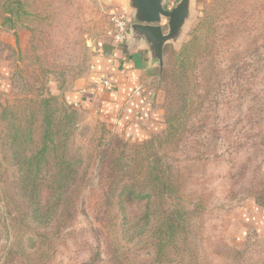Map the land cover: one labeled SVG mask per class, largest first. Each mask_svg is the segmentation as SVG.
I'll list each match as a JSON object with an SVG mask.
<instances>
[{"label":"rangeland","instance_id":"obj_1","mask_svg":"<svg viewBox=\"0 0 264 264\" xmlns=\"http://www.w3.org/2000/svg\"><path fill=\"white\" fill-rule=\"evenodd\" d=\"M119 20L0 0V264H264V0H190L138 132L64 97Z\"/></svg>","mask_w":264,"mask_h":264},{"label":"crops","instance_id":"obj_2","mask_svg":"<svg viewBox=\"0 0 264 264\" xmlns=\"http://www.w3.org/2000/svg\"><path fill=\"white\" fill-rule=\"evenodd\" d=\"M164 0V6L166 2ZM128 11L129 31L122 41L114 40L107 51L93 58L87 76L64 92L70 104L88 107L97 112L106 127L114 132H125L133 126L139 131L151 111L150 83L158 77L163 65L147 38L135 32V9L131 0H123ZM164 24V19L163 23ZM165 31V30H164ZM164 63V53H163ZM2 87L5 81L0 80ZM259 221L264 223V206Z\"/></svg>","mask_w":264,"mask_h":264},{"label":"water","instance_id":"obj_3","mask_svg":"<svg viewBox=\"0 0 264 264\" xmlns=\"http://www.w3.org/2000/svg\"><path fill=\"white\" fill-rule=\"evenodd\" d=\"M131 3L136 11L132 29L147 38L163 65L165 44L179 35L189 14L190 0H180L172 9L164 6V0H131ZM163 19H168L167 33Z\"/></svg>","mask_w":264,"mask_h":264},{"label":"built area","instance_id":"obj_4","mask_svg":"<svg viewBox=\"0 0 264 264\" xmlns=\"http://www.w3.org/2000/svg\"><path fill=\"white\" fill-rule=\"evenodd\" d=\"M116 26H117V34L114 36V39L122 41L126 38L129 31L128 20L127 21L119 20Z\"/></svg>","mask_w":264,"mask_h":264}]
</instances>
